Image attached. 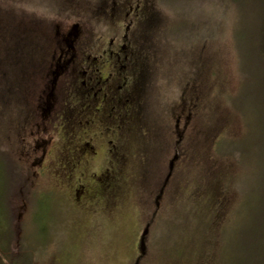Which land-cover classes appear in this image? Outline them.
<instances>
[{
    "label": "rangeland",
    "instance_id": "rangeland-1",
    "mask_svg": "<svg viewBox=\"0 0 264 264\" xmlns=\"http://www.w3.org/2000/svg\"><path fill=\"white\" fill-rule=\"evenodd\" d=\"M118 1L123 7L131 2ZM207 1L138 0L137 30L155 38L124 45L131 60L133 46L139 58L132 84L138 114L120 130L114 124L100 128L99 141L95 136L91 140L101 150L105 140L121 143L123 159L118 154L117 161L104 160L107 152L100 150L106 164L76 177L56 154L61 138L75 147L77 130L88 127H71L67 114L55 119L74 78V62L64 63L49 98L52 103L37 107V102L43 104L48 91L44 84L53 80L48 75L51 56L63 47L76 57L79 51L84 56L100 51L104 58L110 38L120 35L127 22L124 10L104 17L101 0H0V235L13 233L14 213L6 197L15 179L11 158L27 167L45 153L33 179L42 196L28 206L23 202V245L30 246L33 264H134L144 233L141 264H191V252L203 264L207 255L214 264L229 263L238 233L248 228L250 215L264 203V95L257 100L258 62L241 53L243 43L236 34L243 25L237 10L223 13ZM87 6L94 12L90 20L97 18L94 22L79 20L88 12L79 8ZM260 9L257 0L255 11ZM74 22L79 23L78 32L68 35ZM184 22L204 27L210 38L189 33L190 45L173 43ZM245 30L250 31L248 26ZM62 36L68 37V45ZM192 44L203 49L197 61L202 58L212 67L209 73L205 64L206 72L192 91L199 106L186 113L182 84L189 73L201 75L200 68H190L191 55L185 51ZM145 52L149 54L140 58ZM146 65L150 71L140 73ZM128 84L123 81V88ZM81 99L69 94L64 105L69 108ZM50 105L51 114L44 116ZM79 183L90 191L100 188L99 202L82 205L84 199L74 196Z\"/></svg>",
    "mask_w": 264,
    "mask_h": 264
},
{
    "label": "flooded vegetation",
    "instance_id": "flooded-vegetation-1",
    "mask_svg": "<svg viewBox=\"0 0 264 264\" xmlns=\"http://www.w3.org/2000/svg\"><path fill=\"white\" fill-rule=\"evenodd\" d=\"M101 1L102 3L98 4V6L99 8H101L104 17H113L114 12L124 10L125 20H127V22H125L123 25L124 27L122 33L116 36L114 39L110 38V43L112 44L104 48V58L101 56L102 52L100 51L94 53L86 52L87 56H84L82 52L79 51L77 52L78 57H76L75 52H71L69 55L67 51H64L65 48H59L60 50L58 51V53L52 55L50 58L52 71L50 70L48 75L52 76V78L50 79L53 80L49 81L47 84H44L43 88V90L48 88L46 95H50L52 97L55 89L53 87V81L57 82L60 80L61 76L63 75V72L61 70H63L64 63H75L77 68L73 70L74 78L72 81H74V83L72 81L69 82L67 88L70 89L77 86L76 89H72L69 94L75 97L79 96L82 99L79 100V102L74 101V104L67 108L64 104L69 97L68 94L67 98L61 101L62 108L59 112H57L56 115H58V117L60 118L63 114L64 116L65 114H67V122L71 121V127L73 126V123H85L88 129H85L83 132L82 130H77V136L79 138L78 144L75 147H58L56 160H60V162L62 161V166L66 170L74 169L76 177H83L84 175H88L89 171L92 168L94 169L96 166L103 167V165L106 164L104 163V160H106V158H114L115 155L121 151V144L119 145L118 143H114L113 139L105 140V145H102V150L99 147L97 148L95 146L98 145L97 143H95L94 145L93 143L91 144V140L94 138L93 136H95L97 138L96 141H99V137L97 135L100 128L104 126L105 129H107L106 126L112 128L114 124V126H116L113 128L115 131H117V129H121V124L126 123L133 117V113L137 116L139 111V100L136 102H134L135 100H128L127 95L129 93V95L132 96L136 95V92L134 91V89H132V84L130 83L129 76L130 73L136 75L133 70L135 66V60L139 58L136 51H134L135 56L131 60L130 56L132 55V53L127 51V49L129 50L130 48H124V45H127L128 43H136L141 38L146 40V42H152L155 39L152 38L154 37V35H152L151 32H145L144 30H142V28L137 30L141 25V23L139 22L140 9L138 0H131L129 5H126L125 7H123V4L119 3L118 0ZM79 9L83 10L84 12L88 11L87 13L89 14V18L87 17V13H85L79 20L84 19L88 23H90L89 20L94 13L92 12V9H88V6L86 9ZM96 19L97 18L90 21L94 22ZM120 22L121 21H119V23ZM78 27L79 23L74 22L70 27L68 35L78 32ZM141 33H143L142 36L147 33V36L143 38L141 36ZM62 37L63 41H65L68 45V37ZM87 38H90V36H87ZM93 38L97 39L100 37L95 36ZM147 54H149V52H145L144 55H138L140 56V58H144ZM147 66L148 65H146V68L140 66V73L142 71H150ZM120 80L121 84L117 83V81L119 82ZM127 80L129 82L128 88H123V81L127 82ZM49 102L52 103L51 100L46 101V99H44V101L42 100V105L41 102H37V107H46ZM77 106L82 107V110L77 109ZM143 107L145 108V106ZM111 121L113 123L106 124L107 122ZM95 128H98V130L93 132ZM67 142L69 143L68 139ZM100 150L103 152H107L105 154L104 160L100 158ZM63 153L71 155V159L65 162ZM44 156L45 153H42L38 160L40 161L41 158L43 160ZM106 171H108V169L104 168V172ZM80 184L81 183H79L77 185V188L74 190V196L79 200L82 198L84 199L83 202L77 200L81 202L82 205H84V203L87 204L89 202H93L97 198H101V194L103 192L100 188H98L97 191H90L87 189L88 187L85 188V186Z\"/></svg>",
    "mask_w": 264,
    "mask_h": 264
},
{
    "label": "trees",
    "instance_id": "trees-1",
    "mask_svg": "<svg viewBox=\"0 0 264 264\" xmlns=\"http://www.w3.org/2000/svg\"><path fill=\"white\" fill-rule=\"evenodd\" d=\"M256 1L257 0H208L207 2L209 3V5L215 4L223 13H227L230 10H237L239 21L238 23L243 25L242 29L237 27L238 34H236L242 40L243 43V49L241 50V53L244 54L246 57L251 58L253 62H258V72L255 75V86L257 91L256 94L258 95L256 96L257 100H260L261 97L264 95V0H258L261 3V9L258 12L255 11ZM151 13H153L154 15L158 14L155 10H153V12ZM231 13L232 11H230V14ZM189 17L190 15L187 17V19ZM184 23L185 25H183L182 27V33H180L178 37L173 39V43L183 41L184 44L190 45V43H192V38L188 39L189 33L191 34L190 36L193 38H199L201 36L203 37V39L210 38V36L208 35L209 31L205 32L204 27L195 24H193L191 27H188L187 22ZM247 26L249 27L250 31L245 30ZM254 26L256 28L253 30L252 28H254ZM197 46L198 45L196 44H192L189 50L185 49V46H183V49H185L187 54L191 55V57L188 58L190 68L194 66V69H201V75L199 77L196 71V77H190L189 73L188 79L185 83L182 84L183 88L180 98H182L186 102V113H191L192 110H194L193 108L199 106L198 102L192 101V91L195 90V84H199L201 82L203 73L205 74L206 72H204L203 70L205 64L206 70L209 73V70L212 67L211 65L207 66L208 62L206 60H203L202 58H199V61H197V56H199L200 52H203V49H197ZM133 47L134 51H136V47ZM193 53H195L194 56ZM133 71L136 74L135 70ZM135 77L136 75L130 73L129 79L131 84H133V82L135 81ZM55 82L53 81V87L55 85ZM71 90V88L68 90L64 99L67 98V95L71 92ZM129 94L127 95L128 100L136 99V95L132 96ZM184 95H187V97L185 98ZM49 98H51L50 95L45 96L46 101H48ZM50 107L51 106H48L46 108L44 116H49L51 114ZM57 117L58 115L55 116V119H57ZM65 128L67 127H64L63 132H65ZM61 139L62 140L59 146H71H69L66 137H63ZM63 154L65 162H67V160L69 161L72 157L69 154ZM118 154L120 155L122 161V156H124V153L121 151L115 155L114 159L117 161ZM11 161L15 167L12 168V174L15 179L13 182H10V189L6 197L8 198L7 200L10 201L14 213L11 217L13 219V233L10 236H7L6 233L5 235H0V264H33L34 259L32 258L30 251V256L28 254V249L30 246L24 247L23 245L24 237L23 226L21 222L23 220V208H27L26 205L25 207H23V202H26L28 206L31 204V200L34 199V197L42 196L39 194L42 192H39L37 189L34 188L33 181L35 174L37 173V171H39L35 167V165H38L39 160L27 163V167L23 166L19 162H16L12 158ZM36 199L38 201L40 200V198ZM96 201L98 200L95 199L92 203H90V205H93ZM147 226L148 224H146L145 230L149 231ZM247 227V229H243V231H240L238 233V236L234 241L232 248V251L234 252L232 254V257H229V259L231 258L229 261V263L231 262L230 264H264V203L260 205L258 210L256 209V211L250 215V221ZM145 236V233L142 236H139V257L136 262H134V264H141V260L144 258L143 254L145 252ZM178 256L181 257V255ZM187 260L192 261L191 264H203L201 263V259H199L195 255V252H191V256L189 255V258ZM175 264H178V262ZM206 264H214L211 255L206 256Z\"/></svg>",
    "mask_w": 264,
    "mask_h": 264
}]
</instances>
